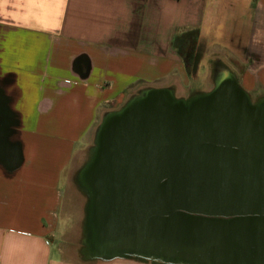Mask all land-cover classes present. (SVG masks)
Instances as JSON below:
<instances>
[{
  "label": "crops",
  "instance_id": "obj_1",
  "mask_svg": "<svg viewBox=\"0 0 264 264\" xmlns=\"http://www.w3.org/2000/svg\"><path fill=\"white\" fill-rule=\"evenodd\" d=\"M214 63L264 102V0H0V264H119L68 248L77 147L135 83L195 90Z\"/></svg>",
  "mask_w": 264,
  "mask_h": 264
},
{
  "label": "water",
  "instance_id": "obj_2",
  "mask_svg": "<svg viewBox=\"0 0 264 264\" xmlns=\"http://www.w3.org/2000/svg\"><path fill=\"white\" fill-rule=\"evenodd\" d=\"M97 141L82 179L109 256L264 264V102L232 73L194 99L144 91L103 118Z\"/></svg>",
  "mask_w": 264,
  "mask_h": 264
},
{
  "label": "rangeland",
  "instance_id": "obj_3",
  "mask_svg": "<svg viewBox=\"0 0 264 264\" xmlns=\"http://www.w3.org/2000/svg\"><path fill=\"white\" fill-rule=\"evenodd\" d=\"M203 69L205 70V77H202V80L199 81V88L191 91H188L186 88L176 89L175 92L172 91L175 100L182 101L194 99L200 94H207L212 92L218 80L222 77V72L226 70L223 65H218V63L217 65H215V63L210 64V68L204 66ZM207 69L209 70L208 73ZM146 90L148 89L144 88L142 85H139V83H135L128 90V101H130L131 99L139 98ZM151 90L158 89L151 88ZM121 108L122 106L120 105L115 107V110L119 111ZM105 116L106 115H104V117ZM102 122L103 119H100L94 134L89 135L86 141L83 140L78 145V149H84L85 151L78 152L76 154L70 165V168H68L65 173L68 178L67 184L65 185V194L70 204V224L73 227V229L66 235V241L69 240L68 248H74L76 250H80V252H87L86 255H88L89 258L99 257L104 261L115 260L116 263L119 264H137L138 262L141 263V260L139 259H145L142 256H134L127 253L118 254L114 252L111 253L114 256H109V253L107 251H103L97 246V241L99 240V237L96 234V229L94 226V216L92 210L90 209V204L92 200L91 190L89 189V187H87L85 181H83L82 173L85 167L88 166L93 152L98 147L97 132ZM77 228L79 230V236L81 238L84 237L85 239L86 248H83L82 245H78L80 244V242H78L80 238L78 236V232H74V229ZM148 260L150 264H168L157 261L155 259ZM144 261L145 260H143V262Z\"/></svg>",
  "mask_w": 264,
  "mask_h": 264
},
{
  "label": "trees",
  "instance_id": "obj_4",
  "mask_svg": "<svg viewBox=\"0 0 264 264\" xmlns=\"http://www.w3.org/2000/svg\"><path fill=\"white\" fill-rule=\"evenodd\" d=\"M199 35V30H184L178 33L174 39V48L183 59L189 75H192L194 71V51Z\"/></svg>",
  "mask_w": 264,
  "mask_h": 264
}]
</instances>
